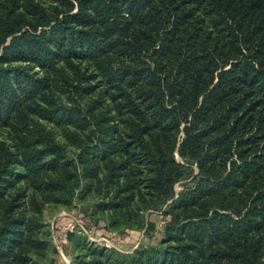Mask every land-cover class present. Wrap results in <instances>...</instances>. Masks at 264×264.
Wrapping results in <instances>:
<instances>
[{
  "label": "trees",
  "instance_id": "trees-1",
  "mask_svg": "<svg viewBox=\"0 0 264 264\" xmlns=\"http://www.w3.org/2000/svg\"><path fill=\"white\" fill-rule=\"evenodd\" d=\"M0 131V264L78 182L126 229L170 214L81 264H264V0H0Z\"/></svg>",
  "mask_w": 264,
  "mask_h": 264
},
{
  "label": "rangeland",
  "instance_id": "rangeland-1",
  "mask_svg": "<svg viewBox=\"0 0 264 264\" xmlns=\"http://www.w3.org/2000/svg\"><path fill=\"white\" fill-rule=\"evenodd\" d=\"M0 133L3 137L4 131H0ZM175 160L180 164H185L184 175L187 178L175 183L173 192L176 194L184 187L191 185L188 182L197 170L194 165L184 163L176 152ZM75 187L71 195L64 193L65 201L44 203L40 212L36 214L40 224L38 236L45 243V248L36 258L35 264H81L86 261L85 255L92 257L91 253L97 249L113 250L126 258L131 256L134 251L142 249L143 244L146 243L145 221L152 223L156 231H162L163 224L165 225L170 220L166 205L158 211L152 210V207L140 206L141 210L138 213L142 217V221L136 222L133 227L126 229L123 220H112L109 212H99L95 208L103 203L97 195L86 194L79 182ZM24 192L25 194L30 192L29 186L24 189ZM88 218L91 221L99 222V226L92 229H90L92 225L86 227L85 223ZM116 222L122 224L116 225ZM69 224L73 227L70 233L74 231L76 233L71 240L67 239V243L60 248L62 252L60 254L55 247L57 235L59 229ZM109 256L112 254L110 253Z\"/></svg>",
  "mask_w": 264,
  "mask_h": 264
},
{
  "label": "built area",
  "instance_id": "built-area-1",
  "mask_svg": "<svg viewBox=\"0 0 264 264\" xmlns=\"http://www.w3.org/2000/svg\"><path fill=\"white\" fill-rule=\"evenodd\" d=\"M73 230V227L69 224L66 227H62L59 229L57 239L55 242V247L58 251V253L62 254L60 248H62L66 243L68 239V234Z\"/></svg>",
  "mask_w": 264,
  "mask_h": 264
}]
</instances>
